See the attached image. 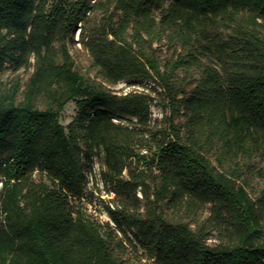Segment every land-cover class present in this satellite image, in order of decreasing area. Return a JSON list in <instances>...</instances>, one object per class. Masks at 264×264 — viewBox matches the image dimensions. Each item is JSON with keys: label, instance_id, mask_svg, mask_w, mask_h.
I'll return each mask as SVG.
<instances>
[{"label": "trees", "instance_id": "trees-1", "mask_svg": "<svg viewBox=\"0 0 264 264\" xmlns=\"http://www.w3.org/2000/svg\"><path fill=\"white\" fill-rule=\"evenodd\" d=\"M108 1L112 9L103 7V22L86 38L98 80L76 69L68 42L104 0H0V64L34 68L21 99L19 88L0 95V264H126L119 250L133 244L127 229L153 264H264V191L252 198L206 153L220 150V163L264 157V0ZM206 26L233 30L206 46L223 71L202 59ZM163 37L188 50L162 70L152 46ZM181 69L191 80H179ZM125 78L161 80L171 109L187 116L185 134L172 119L150 131L149 96L111 87ZM71 100L78 112L64 125ZM97 148L123 201L109 208L115 227L73 203ZM139 189L155 205L167 198L194 212L210 205L212 228L228 241L210 245L209 229L155 208L142 213Z\"/></svg>", "mask_w": 264, "mask_h": 264}, {"label": "rangeland", "instance_id": "rangeland-1", "mask_svg": "<svg viewBox=\"0 0 264 264\" xmlns=\"http://www.w3.org/2000/svg\"><path fill=\"white\" fill-rule=\"evenodd\" d=\"M108 5H101L95 11L89 14V17L79 23L74 38H70L68 46L72 54L74 65L76 69L87 78L103 80L99 76L98 66L94 63V58L86 45V38L88 35L93 34L104 20L106 10L103 7L109 6L112 9L113 5H109L108 0H104ZM170 1V0H167ZM242 20V19H241ZM233 34L232 29H226L224 27H211L206 26L204 33L200 35L199 45L202 52V59L205 62L216 63L221 71H223V64L217 58L215 52L210 51L206 46L209 43H215L219 38L229 39ZM130 40V38H128ZM205 45V46H202ZM134 48L136 46L134 45ZM131 48L135 52V49ZM188 50V46H184L182 43H171L167 38L163 37L162 40H156L153 42L152 52L158 61L161 63L162 70L164 67L171 63L179 52ZM33 66L17 68L10 62L0 64V95H5L12 91L14 88H19L18 99L22 98V92L28 82L30 75L33 72ZM195 72L198 71L194 67ZM177 77L180 81H189L190 75L184 69L178 70ZM132 78H125L119 81L117 84L112 85V89L119 93H126L131 90H136L146 93L150 98L151 103V119L149 121V129L154 132L158 129L166 127L169 120L172 119L176 123L182 125V134H185V121L187 116L182 112H174L171 109V105L166 91L163 89L161 80L148 79L139 83L133 84ZM192 83L187 88L191 87ZM38 105L45 107L46 98H41ZM78 108L76 102L69 101L61 112L60 120L64 125H67L77 114ZM121 121L123 124H127L126 120ZM139 131H142V127L137 123L135 125ZM140 153L151 155L153 150L144 145H136L135 147ZM146 149V150H145ZM207 155L211 158L212 162L218 166L221 170L228 173L232 178L236 179L239 184L245 186L252 198H257L264 191V157L254 156L250 158H244L238 163L225 161L220 163L218 157L220 156V150L206 149ZM135 165V164H134ZM139 166V164L137 165ZM143 165L139 167L142 169ZM105 169L103 163V152L100 148H97L92 157V164L86 170V187L83 195L79 198L73 199V203L82 209L86 215L90 216L94 220L102 223L110 222L115 227V223L109 214V208L119 207L122 204V200L117 197L112 191L110 184L105 180L103 171ZM124 175L128 176V169H125ZM34 177L37 181L40 179L46 180V177L40 171H36ZM1 189V179H0ZM137 195L142 199L140 201V211L146 213L150 209H154L163 214L169 220L172 221H187L191 223L194 229L206 228L209 229L207 241L210 245H216L228 241V237H224L222 233L213 229L212 222L210 220L211 211L210 205L204 206L198 209L196 212L190 208L175 206L172 202L168 201V198L163 202L155 205L150 201H145L142 198V192L138 190ZM137 204H139V201ZM130 209L136 208V204L127 203ZM1 218V215H0ZM118 237H123V233L116 230ZM128 236L132 239L133 244L129 243L125 248H120L119 255L124 259L126 264H153V258H150L143 243L136 237L133 229H127Z\"/></svg>", "mask_w": 264, "mask_h": 264}, {"label": "built area", "instance_id": "built-area-1", "mask_svg": "<svg viewBox=\"0 0 264 264\" xmlns=\"http://www.w3.org/2000/svg\"><path fill=\"white\" fill-rule=\"evenodd\" d=\"M146 150V149H145Z\"/></svg>", "mask_w": 264, "mask_h": 264}]
</instances>
